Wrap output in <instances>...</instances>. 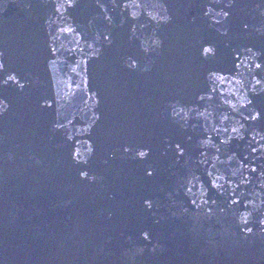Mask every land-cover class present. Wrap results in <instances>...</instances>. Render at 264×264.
Returning <instances> with one entry per match:
<instances>
[{
	"label": "water",
	"instance_id": "obj_1",
	"mask_svg": "<svg viewBox=\"0 0 264 264\" xmlns=\"http://www.w3.org/2000/svg\"><path fill=\"white\" fill-rule=\"evenodd\" d=\"M0 264H264V0H0Z\"/></svg>",
	"mask_w": 264,
	"mask_h": 264
}]
</instances>
